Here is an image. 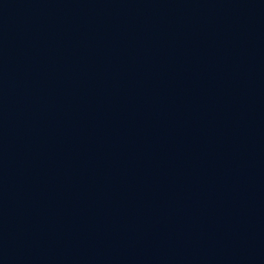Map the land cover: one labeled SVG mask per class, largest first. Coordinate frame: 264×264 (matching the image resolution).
Segmentation results:
<instances>
[{
    "label": "water",
    "instance_id": "95a60500",
    "mask_svg": "<svg viewBox=\"0 0 264 264\" xmlns=\"http://www.w3.org/2000/svg\"><path fill=\"white\" fill-rule=\"evenodd\" d=\"M0 264H264V0H0Z\"/></svg>",
    "mask_w": 264,
    "mask_h": 264
}]
</instances>
